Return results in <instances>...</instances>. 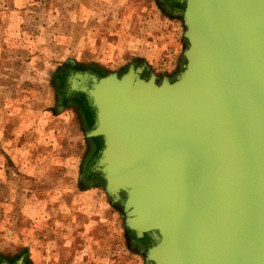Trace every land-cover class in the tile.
Instances as JSON below:
<instances>
[{
    "label": "water",
    "instance_id": "95a60500",
    "mask_svg": "<svg viewBox=\"0 0 264 264\" xmlns=\"http://www.w3.org/2000/svg\"><path fill=\"white\" fill-rule=\"evenodd\" d=\"M173 3L172 76L130 63L71 79L93 171L145 264H264V0Z\"/></svg>",
    "mask_w": 264,
    "mask_h": 264
},
{
    "label": "rangeland",
    "instance_id": "374dc122",
    "mask_svg": "<svg viewBox=\"0 0 264 264\" xmlns=\"http://www.w3.org/2000/svg\"><path fill=\"white\" fill-rule=\"evenodd\" d=\"M183 30L182 20L156 0H0V120L5 130L9 124L18 129L17 154H28L27 130L39 127L38 161L30 162L36 173L23 172L24 162L21 169L9 162L1 170L0 260L23 255L27 264H145L144 254L129 245L122 211L84 171L98 149L85 137L90 121L84 104L57 106V92L69 63L104 73H122L135 63L172 76ZM49 143L55 159L45 153ZM28 178L41 187L53 183V189L30 191Z\"/></svg>",
    "mask_w": 264,
    "mask_h": 264
},
{
    "label": "crops",
    "instance_id": "0c3cea01",
    "mask_svg": "<svg viewBox=\"0 0 264 264\" xmlns=\"http://www.w3.org/2000/svg\"><path fill=\"white\" fill-rule=\"evenodd\" d=\"M10 8L13 11L12 13H20L19 7L10 5ZM14 41H15L14 45H17L18 41L17 40H14ZM29 44L33 45L34 43L32 41ZM4 45H6V43L5 44L3 43L1 46L3 47ZM22 56H24V55H22ZM24 57L26 60H27V58L29 60L28 56H24ZM5 129H6V124L4 123L3 120L2 121L0 120V201H4V197H3L4 192H1L2 191L1 189L5 188V187H3V185H4L3 183H4L5 179L2 178L3 172L1 171L3 169V164L12 162L13 165H15L17 168L21 169L23 166V162H24L27 165L24 166V168H26V169H24L23 172L28 173L30 176H33V173H36L33 170H35L37 167L35 169H32V164L30 162H31V159L38 158L37 148L39 146L37 143V140H35L37 137L38 129H39L37 124H33L27 130V133H29V136L25 139L26 144L23 147V151H24V149L26 151H29L27 155H23L22 153L17 154L16 150L14 149L16 147L15 141L17 139H19V136H21V135L17 134L19 131H18V129H16L15 125L9 124L8 129L7 130H5ZM25 132H26V130L23 133H25ZM9 134H11V135L8 136ZM8 139H10V140H8ZM10 141H12L11 144H9ZM49 145H50V143L45 145V147L47 146V150L45 153H47V157H53L55 159L56 157H58L57 152H55V149H54L55 147L52 146V148H48ZM36 161H38V160H36ZM49 170H50L49 168H47V169L44 168L42 173H44L45 176H48V174H50ZM51 172H53V171H51ZM13 173L15 174V172H13ZM1 175H2V177H1ZM28 179H29L30 183L33 182V184L30 185L29 190L30 191L37 190V191H39L40 195H41L42 191H45L46 195H47V191L53 187V183H51V186H49V187L47 185H46L47 186L46 187L45 184L41 187L40 184H37V183H40L39 180H36L34 178H28ZM42 181H44L43 178H42ZM45 182H47V180ZM47 200H48V196H45V198H42L41 200H38V201H47Z\"/></svg>",
    "mask_w": 264,
    "mask_h": 264
},
{
    "label": "flooded vegetation",
    "instance_id": "af4514ba",
    "mask_svg": "<svg viewBox=\"0 0 264 264\" xmlns=\"http://www.w3.org/2000/svg\"><path fill=\"white\" fill-rule=\"evenodd\" d=\"M156 1H157L158 5L160 6V8L168 14L169 13L175 14L179 10L177 8V6L174 5L173 0H156ZM75 66L76 65L74 63L73 64L69 63L67 65V68L62 72V77H63L62 81L64 83V86H63V89H61V91L57 92V101H56L57 106H60V107L66 106V104H63V102H64L63 100H69L72 102V104L74 102H76V104L75 103L73 104V105H76L75 107L81 108V102L85 106L84 95L82 93H80L79 91H74V90L70 89L71 79L79 71H88L89 73H92V72H95L96 70L92 67H87L86 69L79 70V69H76ZM88 118L90 121L91 116L89 115ZM90 127H91V123L89 125V128ZM93 162H94V159H92L91 162L89 163V165L87 166V171L95 176V179L93 180L95 182V181H99V180L96 178V172L93 171V168H92ZM128 239H129V243H130L129 245H133L137 249L145 248V243H144L143 239L140 241H136L134 236L131 233H129ZM1 261L2 260H0V262ZM25 264H27V263H25Z\"/></svg>",
    "mask_w": 264,
    "mask_h": 264
},
{
    "label": "trees",
    "instance_id": "16d2710c",
    "mask_svg": "<svg viewBox=\"0 0 264 264\" xmlns=\"http://www.w3.org/2000/svg\"><path fill=\"white\" fill-rule=\"evenodd\" d=\"M64 102H63V104H65L66 103V101L65 100H63ZM1 260H4V261H12V260H10V259H7V258H5V257H2L1 256Z\"/></svg>",
    "mask_w": 264,
    "mask_h": 264
}]
</instances>
